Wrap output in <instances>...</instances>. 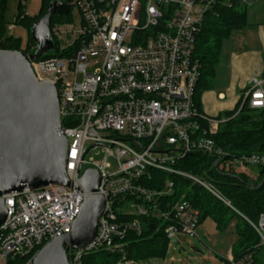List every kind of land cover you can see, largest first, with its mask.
Segmentation results:
<instances>
[{"label": "built area", "instance_id": "2783aa9c", "mask_svg": "<svg viewBox=\"0 0 264 264\" xmlns=\"http://www.w3.org/2000/svg\"><path fill=\"white\" fill-rule=\"evenodd\" d=\"M218 1H64L67 17L72 10L79 15L78 29L63 37L57 29L61 25H56L52 34L60 51L73 45L76 49L31 62L30 67L38 81L56 89L68 179L74 182L77 174L95 170L100 184L94 194L105 202L95 238L83 249L70 251L69 264H80L84 252L115 248L114 241L128 231L140 233L136 222L118 223L117 213L146 215V207L161 196L136 185L149 169L183 176L216 195L203 181L177 171L175 163L196 151L214 158L221 170L232 165L239 166L233 169L238 172L264 167V157L255 154L225 160L208 137L225 121L207 118L194 101L201 68L193 56L196 36L205 12ZM241 97L249 108L264 109V71L247 83ZM129 196L144 204L127 201ZM82 198L73 188L55 185L2 196L6 216L0 225V264L17 257H30L31 264L44 245L69 234ZM151 210L158 212L154 204ZM173 210L176 222L165 229L168 241L177 234L194 237L198 214L185 202ZM244 220L264 249V214L256 222ZM221 264H253V258L246 253Z\"/></svg>", "mask_w": 264, "mask_h": 264}, {"label": "trees", "instance_id": "16d2710c", "mask_svg": "<svg viewBox=\"0 0 264 264\" xmlns=\"http://www.w3.org/2000/svg\"><path fill=\"white\" fill-rule=\"evenodd\" d=\"M52 1L54 0H41L38 14L34 17L24 14L20 3L17 5L14 24L22 27L27 35L22 48L19 38L7 35L5 14L8 0H0V51H18L26 56L33 54L35 45L29 36L31 25L45 15L47 6ZM246 5L247 1L241 5L240 0H219L203 16L193 54L194 59L201 65L194 93L196 108L200 113L202 111L199 98L211 87L223 43L233 32L248 26ZM69 22V16L52 17L50 31L54 50L41 60L71 54L76 49V45H73L65 53L60 51V42L52 34V29L56 25ZM215 120L225 122L208 137L224 153L225 160L240 159L252 154L264 157V109L249 108L247 103H243L240 95L233 110L219 115ZM62 124L67 125L66 121ZM206 127L207 124L202 123V128ZM214 164H216L214 158L195 151L178 160L173 167L181 173L203 181L216 195L183 176L149 169L136 185L148 191L162 193L153 201L158 212L151 210L153 204L146 207L149 211L143 216L127 215L118 210L117 222H136L140 224V233L128 231L121 240L114 241L115 248H98L82 253L80 264H140L164 260L169 246L165 229L170 224H175L173 209L183 202L187 203L191 211L198 214V225L210 219L215 229L223 233L234 223L236 241L232 247L233 257L239 258L249 253L252 255L253 264H264V249L258 247V237L244 220L245 218L256 222L259 216L264 214V167H249L257 169V178L253 179L249 173L234 171L232 168L221 170ZM167 185L171 187L167 188ZM129 200L136 204H144L141 199L134 196L127 197V201ZM120 206L121 204H116L117 208ZM67 258L69 260V254ZM29 260L30 257H17L8 259L5 264H27Z\"/></svg>", "mask_w": 264, "mask_h": 264}, {"label": "water", "instance_id": "95a60500", "mask_svg": "<svg viewBox=\"0 0 264 264\" xmlns=\"http://www.w3.org/2000/svg\"><path fill=\"white\" fill-rule=\"evenodd\" d=\"M66 2L54 0L43 17L31 25L29 36L35 45L31 55L0 51V225L6 212L2 196L24 188L47 186L73 188L82 203L69 234L51 240L34 256L31 264H69L70 251L83 249L96 236L104 199L95 195L99 174L86 170L70 182L65 168L67 140L60 134L61 118L55 87L38 81L31 62L54 50L50 22L53 16L67 17Z\"/></svg>", "mask_w": 264, "mask_h": 264}, {"label": "rangeland", "instance_id": "374dc122", "mask_svg": "<svg viewBox=\"0 0 264 264\" xmlns=\"http://www.w3.org/2000/svg\"><path fill=\"white\" fill-rule=\"evenodd\" d=\"M245 6L248 26L242 30L235 31L231 37L223 43L219 63L216 66L217 79L214 81L212 90L214 95L222 92L227 99L231 96L239 97L240 89L237 83L232 85V77L238 70L237 58L250 59L252 65H261L264 70V45L260 36V30L264 29V0H246ZM23 6V13L29 17L38 14L41 0H8L5 21L7 23V35L19 38L21 46L26 43V31L14 24L16 8L18 4ZM70 22L59 26L57 29L60 35L65 37V33L79 26V15L75 10L71 11ZM245 56V57H244ZM209 92V93H210ZM95 161H100V157H95ZM108 163H112L109 160ZM238 169V165L230 166ZM245 168V169H244ZM243 173H249L253 179L257 178V169L244 167ZM133 213V212H131ZM236 241L235 225L232 223L225 232L219 233L215 229L214 223L210 219L197 224L195 236L188 237L177 234L170 242L164 260L149 261L140 264H221L225 260L233 257L232 247ZM131 264V263H125Z\"/></svg>", "mask_w": 264, "mask_h": 264}, {"label": "crops", "instance_id": "0c3cea01", "mask_svg": "<svg viewBox=\"0 0 264 264\" xmlns=\"http://www.w3.org/2000/svg\"><path fill=\"white\" fill-rule=\"evenodd\" d=\"M260 36L264 45V29L260 30ZM237 59L238 62L236 64V67L238 70L234 73L231 83L232 85L234 83H237L238 88L240 89V97L245 87L247 86V83L252 78L260 76L264 70L261 65H256V67H254L250 59H243V57ZM216 76L217 71L215 70V76L212 81L211 87L207 91H204L199 98L202 114L209 119H216L219 115L233 110L239 98H234V96H231L229 99H227L222 92H218L217 95H214L213 92H210L212 90V86H214V81L217 79Z\"/></svg>", "mask_w": 264, "mask_h": 264}]
</instances>
